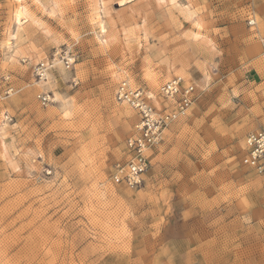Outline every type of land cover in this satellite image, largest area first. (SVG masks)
I'll return each instance as SVG.
<instances>
[{
  "label": "rangeland",
  "instance_id": "obj_1",
  "mask_svg": "<svg viewBox=\"0 0 264 264\" xmlns=\"http://www.w3.org/2000/svg\"><path fill=\"white\" fill-rule=\"evenodd\" d=\"M259 38L264 0H0V264H264V173L243 163L264 123ZM188 57L169 79L196 86L193 107L139 187L112 183L138 121L118 85L157 103Z\"/></svg>",
  "mask_w": 264,
  "mask_h": 264
},
{
  "label": "built area",
  "instance_id": "obj_2",
  "mask_svg": "<svg viewBox=\"0 0 264 264\" xmlns=\"http://www.w3.org/2000/svg\"><path fill=\"white\" fill-rule=\"evenodd\" d=\"M254 25V20L249 21ZM261 58L264 60V38H259ZM66 70L73 67L76 56L68 51L61 50L54 56ZM52 66L48 63H39L35 66V73L40 80H44ZM119 103L126 104L138 116L134 133L126 140L125 158L115 163L111 181L117 185H126L130 188L139 187L150 164L148 154L164 139L170 127L186 117L197 100L196 86L180 76L164 82L158 90V105H154L148 95L141 89L131 88L123 81L115 93ZM45 104L48 96H39ZM245 155L243 163L253 170L264 173V123L260 130L249 133L245 138Z\"/></svg>",
  "mask_w": 264,
  "mask_h": 264
},
{
  "label": "bare ground",
  "instance_id": "obj_3",
  "mask_svg": "<svg viewBox=\"0 0 264 264\" xmlns=\"http://www.w3.org/2000/svg\"><path fill=\"white\" fill-rule=\"evenodd\" d=\"M55 4V3H54ZM24 11H23V9H19L17 12H16V14H15V21L17 22V24L20 26L21 24H23L22 23V21H23V15H24V13H23ZM25 19V18H24ZM97 24H98V30H99V32L101 33V34H105L106 33V27H105V25H104V23H103V20H101V19H99L98 18V16H97ZM105 23H106V21H105ZM109 25V24H108ZM102 36H104V35H102ZM103 39H104V37H103ZM181 53H182V51H181ZM187 56H184V58H186ZM189 58L190 57H188V60L187 59H182L181 60V62H180V65L179 66H177V65H175V64H170V63H168L167 64V66H166V68H165V74H166V76L167 77H169V75H170V73H171V71L172 70H174V69H177V67L179 68V74H181L182 76H185V75H188V72L190 71V64H189ZM43 63V62H42ZM61 63H59V61H57V59H54V61H53V69H56V73L60 76V77H62V79H67L69 76H70V74H71V72H67V71H69V70H67V71H65L66 69H64L61 65H60ZM115 73V72H114ZM118 73L119 72H117V75H118ZM116 74V73H115ZM119 75H120V73H119ZM124 75V74H123ZM116 76V75H115ZM122 76V75H121ZM118 77V76H117ZM113 79H114V77H113ZM118 79H119V77H118ZM151 79H152V77H151ZM155 79V78H154ZM54 81V76L51 74V72H49L48 71V73L46 74V77H45V79H44V81L43 82H41L42 84H43V86H49V87H51L52 88V82ZM54 87V86H53ZM48 88V87H47ZM54 94L52 95L53 96V101H55L56 103H57V105H59V106H61V107H65L66 106V104L67 103H64V99H63V97L59 94V93H57L56 91H54L53 92ZM149 95V94H148ZM149 98L152 100V96L151 95H149ZM155 104H157L156 102H155Z\"/></svg>",
  "mask_w": 264,
  "mask_h": 264
},
{
  "label": "crops",
  "instance_id": "obj_4",
  "mask_svg": "<svg viewBox=\"0 0 264 264\" xmlns=\"http://www.w3.org/2000/svg\"><path fill=\"white\" fill-rule=\"evenodd\" d=\"M253 50H254L253 48H252V49L250 48V51H253ZM172 72H173V71H172ZM172 72H171V73H172ZM175 72L178 73L177 71H175ZM195 73H196V72H194L193 75H194ZM178 74H179V73H178ZM191 75H192V74H191ZM187 76H188V75H187ZM187 76H184V78L187 79ZM169 78H170V77H167L166 79L170 80ZM168 80H167V81H168ZM151 101H152V103L155 104V102H154V100H153V97H152V100H151ZM155 105H156V104H155Z\"/></svg>",
  "mask_w": 264,
  "mask_h": 264
}]
</instances>
